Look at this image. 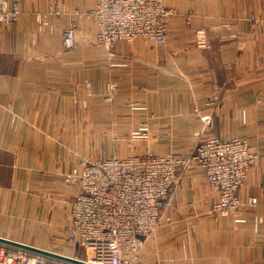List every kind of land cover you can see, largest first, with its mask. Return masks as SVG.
<instances>
[{"label": "crops", "instance_id": "crops-1", "mask_svg": "<svg viewBox=\"0 0 264 264\" xmlns=\"http://www.w3.org/2000/svg\"><path fill=\"white\" fill-rule=\"evenodd\" d=\"M8 1L21 14L11 25H0V237L85 260L84 245L68 235L71 211L64 204L80 192L64 178L83 166L79 159L114 152L185 159L201 140L240 138L260 151L238 190L257 204L218 215L216 193L199 165L190 164L165 200L162 214L171 221L147 239L142 259L264 264V0H164L174 10L166 43L120 42L113 60L96 42L91 17L79 21L74 47L64 44V29L97 0H59L64 7L51 17L53 34L37 31L35 15L54 9L57 0ZM200 29L207 48L194 44ZM39 52L47 54L45 61L25 60ZM112 81L118 95L109 102ZM214 84L219 102L209 108ZM142 122L148 139L129 144L142 133ZM54 260L46 257L45 264Z\"/></svg>", "mask_w": 264, "mask_h": 264}, {"label": "built area", "instance_id": "built-area-1", "mask_svg": "<svg viewBox=\"0 0 264 264\" xmlns=\"http://www.w3.org/2000/svg\"><path fill=\"white\" fill-rule=\"evenodd\" d=\"M18 11L16 5L0 0V24L15 22ZM173 14L164 0H97L92 11L77 17H91L97 27L96 42L113 53L118 43H132L138 38L165 44L167 19ZM76 29L75 21L63 31L67 49L75 45ZM196 46L208 47L205 31L199 32ZM219 90L214 84L209 108L217 107ZM205 121L209 126L213 123L209 117ZM142 136L148 137V132ZM259 158L260 151L251 150L244 139L214 137L198 142L185 159L148 153L75 167L64 175L66 183H75L80 189L75 199L64 201L71 211L68 235L84 245L88 256L83 261L89 264H143L147 239L164 221H171L170 217L164 219L162 209L185 167L199 165L208 187L217 195L213 211L228 216L257 204L256 197L243 198L238 190L246 184L247 172ZM45 262L43 255L0 243V264ZM53 264L73 263L55 259Z\"/></svg>", "mask_w": 264, "mask_h": 264}, {"label": "rangeland", "instance_id": "rangeland-1", "mask_svg": "<svg viewBox=\"0 0 264 264\" xmlns=\"http://www.w3.org/2000/svg\"><path fill=\"white\" fill-rule=\"evenodd\" d=\"M8 1V0H7ZM8 3H9V1H8ZM63 3L64 2H61V1H59V0H57V1H55V4H54V6H53V8L54 9H47V10H45V11H42V12H39V13H37L36 15H35V22H36V26H37V31L38 32H40V33H45V32H48V33H50V34H53V33H55V26L53 25V23H52V21H51V17L53 16V15H55L56 16V14H59V12H60V10L62 9V7H64L63 6ZM9 5H10V3H9ZM13 5H16L17 7H18V4L17 3H13ZM13 5H11V6H13ZM165 6V5H164ZM166 9H168V8H166ZM18 16H17V18L19 19V17H20V14H21V10H20V8L18 7ZM169 10H172V9H169ZM172 11H174V10H172ZM61 12H64V11H61ZM87 17V16H86ZM190 17V15H188V18ZM84 18V17H83ZM82 18V19H83ZM17 19V20H18ZM82 19H77L76 20V22H77V29H79V27H78V23H79V21H81ZM16 20V21H17ZM15 21V22H16ZM39 21H41V23L39 22ZM75 22V21H74ZM95 22V21H94ZM14 23V22H13ZM73 23V22H72ZM12 23H10V24H5V25H3V24H0V25H3V26H7V25H11ZM71 24V23H70ZM69 24V25H70ZM68 25V26H69ZM95 25H96V23H95ZM67 26V27H68ZM66 27V28H67ZM168 27V26H167ZM65 28V29H66ZM97 28V27H96ZM64 29V30H65ZM77 29H76V33H77V35H78V31H77ZM201 31H205V30H203V29H200V30H197L196 32H195V34H194V44L196 45V39H197V37H198V34H199V32H201ZM97 32V31H96ZM206 32V31H205ZM207 35V34H206ZM138 39H144V38H138ZM135 40H137V39H135ZM134 40V41H135ZM145 41H150V42H153V41H151V40H147V39H144ZM133 41V42H134ZM132 42V43H133ZM125 43V42H124ZM132 43H126V44H128V45H131ZM198 47V46H197ZM34 47L33 46H31V47H29V49L30 50H32ZM115 49H116V47H115ZM115 49H114V51H113V53L112 52H110V51H107V54H108V57H109V59L110 60H113L114 58H115ZM111 53V54H110ZM39 55V58H33L35 55ZM126 55L127 56H129V55H131V51L128 49L127 50V52H126ZM35 59H37V62H40V61H45L46 59H47V54L46 53H41V52H39V53H36V54H32V53H30L29 55H27L26 57H25V60L27 61H32V60H35ZM112 64H111V67L112 68H114L115 69V67L118 65L116 62H114L113 63V61L111 62ZM87 86H89V84H87ZM117 95H118V87H117V85L115 84V82L114 81H112L108 86H107V91H106V95H105V99L107 100V101H109V102H114V100L116 99V97H117ZM147 125V123L146 122H142L141 123V134L139 135V136H135V137H132V138H130L129 139V144L131 143V142H133V141H135V140H137V139H140V140H147L148 139V137H146L145 138V136H142L143 135V133L144 132H147V131H144V127ZM147 130H148V127H147ZM148 153H152V154H155L156 155V153H153V152H146V153H142V154H133V155H139V156H145L146 154H148ZM133 155H129V156H133ZM158 155H160V154H158ZM165 156H173V157H177V156H175V155H165ZM114 157H119L118 155H116L115 154V152L114 153H112L111 155H110V157H108V158H103V159H86V161H85V159H79L78 160V163H77V165H87V164H94V163H98V162H102V161H106V160H109V159H112V158H114ZM125 157H128V156H125ZM120 158V157H119ZM177 158H180V159H184V157H177ZM75 168V167H74ZM78 168H81V166H79ZM72 170V169H71ZM70 172V171H69ZM182 172H183V170H182ZM182 172H181V177H182ZM164 205H165V202H164ZM165 219V218H164ZM168 222H170V221H164V223H163V226L166 224V223H168ZM162 226V227H163ZM161 227V228H162ZM141 257H143V255L141 256ZM142 261H143V259H142ZM144 264V263H143Z\"/></svg>", "mask_w": 264, "mask_h": 264}, {"label": "water", "instance_id": "water-1", "mask_svg": "<svg viewBox=\"0 0 264 264\" xmlns=\"http://www.w3.org/2000/svg\"><path fill=\"white\" fill-rule=\"evenodd\" d=\"M0 243L6 244V245H9L12 247H16V248L28 250V251L34 252L36 254H40V255H43L45 257H50V258H53L56 260H61V261H65V262H69V263H73V264H89V263H87L83 260H80V259L70 258V257H66V256H63V255H60L57 253H53V252H50L47 250L38 249V248L31 247V246H28V245H25V244H22L19 242L11 241V240L3 238V237H0Z\"/></svg>", "mask_w": 264, "mask_h": 264}]
</instances>
